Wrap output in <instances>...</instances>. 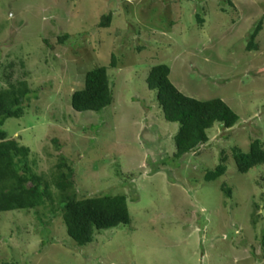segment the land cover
<instances>
[{"label": "rangeland", "instance_id": "374dc122", "mask_svg": "<svg viewBox=\"0 0 264 264\" xmlns=\"http://www.w3.org/2000/svg\"><path fill=\"white\" fill-rule=\"evenodd\" d=\"M162 64L182 94L240 118L180 160V126L146 84ZM98 67L113 104L77 113L72 95ZM18 82L37 97L3 130L31 150V171L52 183L64 157L79 200L125 196L132 223L78 247L51 184L53 206L0 214V264H264V164L242 175L234 160L264 149V0H0V87Z\"/></svg>", "mask_w": 264, "mask_h": 264}, {"label": "trees", "instance_id": "16d2710c", "mask_svg": "<svg viewBox=\"0 0 264 264\" xmlns=\"http://www.w3.org/2000/svg\"><path fill=\"white\" fill-rule=\"evenodd\" d=\"M110 18L104 17L107 27ZM260 30V28L258 29ZM254 36V35H253ZM254 37H251V46ZM253 47V46H252ZM117 60L112 58L110 67L115 69ZM171 69L167 65L151 68L146 79L147 88L156 92V100L168 123L180 126L174 137V159L180 160L208 143V131L220 124L225 130L233 129L239 116L222 100L199 101L182 94L170 80ZM37 97L26 82L0 87V214L32 211L50 204L55 197L50 185L58 191L56 202L62 215L68 236L78 247L93 243L97 232L129 226L132 219L125 196H102L79 200L74 183V170L62 157L52 183L31 171V150L16 140L8 139L3 130L7 120L22 119L31 99ZM113 104V93L107 67H98L85 76L84 88L74 92L71 105L77 113H102ZM58 147V146H57ZM234 160L242 175L264 164V149L259 140L254 141L248 153L234 151ZM226 167L218 166L208 172L205 179L213 182L224 175ZM31 185V187H29ZM231 198V191L223 189ZM55 214V211H52ZM264 246V236H263Z\"/></svg>", "mask_w": 264, "mask_h": 264}]
</instances>
